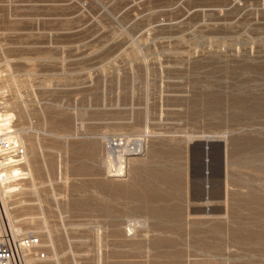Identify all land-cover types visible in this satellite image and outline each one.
Masks as SVG:
<instances>
[{
	"label": "rangeland",
	"instance_id": "obj_1",
	"mask_svg": "<svg viewBox=\"0 0 264 264\" xmlns=\"http://www.w3.org/2000/svg\"><path fill=\"white\" fill-rule=\"evenodd\" d=\"M0 112L25 147L8 219L46 264H264V0H0ZM203 132L226 140L208 210Z\"/></svg>",
	"mask_w": 264,
	"mask_h": 264
},
{
	"label": "built area",
	"instance_id": "obj_2",
	"mask_svg": "<svg viewBox=\"0 0 264 264\" xmlns=\"http://www.w3.org/2000/svg\"><path fill=\"white\" fill-rule=\"evenodd\" d=\"M25 147L23 143L0 132V176L23 177ZM45 249L34 230L12 232L6 225L0 227V264H46Z\"/></svg>",
	"mask_w": 264,
	"mask_h": 264
},
{
	"label": "water",
	"instance_id": "obj_3",
	"mask_svg": "<svg viewBox=\"0 0 264 264\" xmlns=\"http://www.w3.org/2000/svg\"><path fill=\"white\" fill-rule=\"evenodd\" d=\"M211 144L215 146V164H214V182H210V164L208 149ZM196 147L197 164L193 168L190 155L188 156V177H189V194L190 198L201 202L206 199L204 207L212 201H219L225 197V154L226 140L221 136L217 137H195L188 143L189 149ZM195 177L196 182L193 181Z\"/></svg>",
	"mask_w": 264,
	"mask_h": 264
},
{
	"label": "bare ground",
	"instance_id": "obj_4",
	"mask_svg": "<svg viewBox=\"0 0 264 264\" xmlns=\"http://www.w3.org/2000/svg\"><path fill=\"white\" fill-rule=\"evenodd\" d=\"M9 116H10V112H5V113H1L0 112V132L1 131L5 132V133H7L8 135L11 136V135H13V132H16V130H14L13 128L9 127V124H8ZM219 135H224V134L223 133L213 134V133H205V132H203V133H200V134L191 135L190 136V140L195 138V136H201V137L202 136L203 137L210 136V137H213V136H219ZM136 139L139 140L138 138H136ZM125 142L126 141H124V140L123 141L122 140H110V139L108 140V144H109L108 147H110V148H112V147L120 148V149H116V151H117L116 152V156H117V159H118V162H119V163L117 162L118 163L117 168L115 167V170H116L115 172L116 173L120 172V169H121L120 162H122L121 161V157L123 156V152H126V151L129 150V149L126 148L127 144ZM139 143H140V141H139ZM209 146H210V151L208 149V155H209V160H210L209 164H210V168H211L210 175H209V180H210V182L213 183L214 182V164H215V146H214V144H211ZM112 149H115V148H112ZM139 149H140V146L139 145H135L132 149H130V151H138ZM189 150L190 151L188 153V149H187V166H188V156L190 155L192 167L195 168L196 164H197V161H198V159H197V149H196V147H193V148H191ZM112 152H114V151H112ZM226 165H227V161H226V154H225V185H226ZM193 181L196 182L195 177H193ZM2 182H4L3 181V177L0 176V184ZM3 187L0 186V198H1V203H2V204H0V218L2 219L1 221L3 222V217H5L6 221H7L6 222V226H8L12 232L18 233L16 227H14V225H12L9 222V219H8L7 209H6V206L4 204V201H3V198H2V195H1V191L3 190ZM8 188H11V186L8 187ZM225 195H226V187H225ZM201 202H203L205 204L206 203V199L202 200ZM203 208L205 210H208V207H206V206L203 207ZM1 225H5V224L4 223L1 224V222H0V227H1Z\"/></svg>",
	"mask_w": 264,
	"mask_h": 264
}]
</instances>
